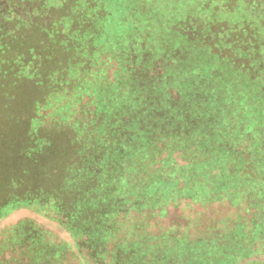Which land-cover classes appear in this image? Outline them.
<instances>
[{
  "label": "trees",
  "instance_id": "1",
  "mask_svg": "<svg viewBox=\"0 0 264 264\" xmlns=\"http://www.w3.org/2000/svg\"><path fill=\"white\" fill-rule=\"evenodd\" d=\"M176 1L166 25L147 0H126L130 30L111 37L102 0H0L3 113L28 126L31 182L2 189L0 210L30 207L73 239L20 220L1 234L0 264H236L247 255L243 215L202 210L193 227L186 211L233 204L232 187L247 180L264 188V0ZM79 90L72 107L57 105L70 127L37 113L50 93ZM30 105L33 126L21 111Z\"/></svg>",
  "mask_w": 264,
  "mask_h": 264
},
{
  "label": "rangeland",
  "instance_id": "2",
  "mask_svg": "<svg viewBox=\"0 0 264 264\" xmlns=\"http://www.w3.org/2000/svg\"><path fill=\"white\" fill-rule=\"evenodd\" d=\"M125 1L126 0H102L103 7L107 14H105L101 20L106 24L107 36L115 37V34L122 35L130 30V25L128 22L124 21ZM147 1L148 2H146V6L151 5V7H153L157 13H160L164 19L163 22H165L167 25L168 18H170L168 17L170 16L169 8L171 6L170 3H167L169 0L161 3H156L154 0ZM176 4L177 5L175 8H181V10L184 9V4L181 1H176ZM177 11H179V9ZM93 84V88L98 92H101L102 83L100 81H95ZM68 91H70V88ZM67 93L68 92L64 90L63 94ZM4 94L5 93L2 94V92L0 93V97L2 96V101H0V106L2 104V111L0 113V199H3L5 195L2 192V189L7 187V189L9 188L12 192H19L31 183L30 180L27 179L28 177L26 176V172H24L26 170L24 165L27 163L25 162L23 153L21 152L23 143L29 138V134L27 132L28 126L22 120H15L11 116L8 118L9 111H6L7 117L4 115L3 108H5L4 103L6 102L4 101ZM82 94L83 93L79 90L74 95H62L60 97L56 96L53 99L54 95L50 93L48 99L49 102H47L49 107L46 103H43L40 105L41 107L36 109L37 113L43 117L42 120H47L52 123L57 122V124H66L70 127V124L68 123L70 120L69 115L66 116V113L61 114L57 105L62 102L64 107H72L74 104H76L79 98L82 97ZM26 103H28V101H26ZM45 108L51 109L49 112L45 113V115L41 114V110H45ZM21 111L23 112L22 115L25 116L24 119H27L31 126H33L35 123L39 124L37 118L33 117L34 115L32 116L33 112L31 105L28 108L21 107ZM57 114L60 115V117H58ZM35 127L36 126L33 128ZM47 133L49 135H53L55 138L63 139L67 136V134L70 133V131L66 130L65 132L61 131L50 133L44 129V133L42 134L44 135ZM42 134L40 133L38 135ZM11 145L16 148L14 152L15 155L13 157H10L12 153H9V151L12 152ZM246 150L250 151L247 148ZM252 187L253 186L251 185L250 180L241 183V185L235 184L234 187H232L233 204L222 201L213 207V211H209L207 208L205 209L200 205L191 203L186 211V217L191 220L193 227L197 222L196 217L200 216L199 212L202 210L203 213L205 212V216H207L209 212L214 217L217 216V219L225 215L228 218L230 217V219L239 218L241 215L244 216L243 223L246 227V236L243 248L245 246L247 255L245 257H241L236 264H264V188L256 189ZM239 199L244 200L243 204H238ZM15 204L16 203L14 202H10L0 210L2 215H4L0 218V238L5 229L9 228L20 220L29 218L46 228L50 232L52 239L64 240L70 243L73 242V239L69 233L60 227L57 222L50 220L48 217H44L30 207H18L12 209ZM252 208H254V210H252ZM196 214H199V216ZM188 230V225L183 228V231L185 232H188ZM196 232L190 228L189 233L194 234ZM243 252L244 251L242 249V253Z\"/></svg>",
  "mask_w": 264,
  "mask_h": 264
}]
</instances>
